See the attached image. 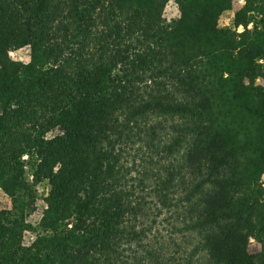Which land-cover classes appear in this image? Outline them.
<instances>
[{
	"label": "trees",
	"instance_id": "16d2710c",
	"mask_svg": "<svg viewBox=\"0 0 264 264\" xmlns=\"http://www.w3.org/2000/svg\"><path fill=\"white\" fill-rule=\"evenodd\" d=\"M171 2L0 0V264H264V0Z\"/></svg>",
	"mask_w": 264,
	"mask_h": 264
},
{
	"label": "rangeland",
	"instance_id": "374dc122",
	"mask_svg": "<svg viewBox=\"0 0 264 264\" xmlns=\"http://www.w3.org/2000/svg\"><path fill=\"white\" fill-rule=\"evenodd\" d=\"M244 5L241 0H235L233 12L224 16L221 19L222 27H229L232 24L233 16L238 12ZM178 16L177 6L172 0L166 10V18L171 21ZM13 60L28 63L30 61V50L23 49L18 52L10 54ZM30 178V174H28ZM264 184V179H263ZM264 186V185H263ZM38 190V201L32 206L33 212L31 213L29 220L33 224H38L44 217L45 210L47 209L44 199L48 194V186L41 185L37 188ZM13 208L11 199L3 192L0 191V210H11ZM155 209V208H153ZM150 219L146 222V226L151 229L150 233H147L148 238L145 240V244L150 245L151 248L162 251L167 256H173L177 259L183 260L185 258V250L190 252L196 242L191 240L189 244L188 235L182 234L179 230L181 229L180 223L174 218V213L163 211L162 215L158 216V211L155 209L150 212ZM186 236V237H185ZM36 238V234L31 232L25 233V243L30 245ZM137 249V248H136ZM261 250V245L255 241L251 242L250 252L252 254L258 253ZM139 253L144 254L143 250L139 248Z\"/></svg>",
	"mask_w": 264,
	"mask_h": 264
},
{
	"label": "built area",
	"instance_id": "2783aa9c",
	"mask_svg": "<svg viewBox=\"0 0 264 264\" xmlns=\"http://www.w3.org/2000/svg\"><path fill=\"white\" fill-rule=\"evenodd\" d=\"M241 2L243 3V2H244V0H241ZM240 31H243V28H240Z\"/></svg>",
	"mask_w": 264,
	"mask_h": 264
}]
</instances>
